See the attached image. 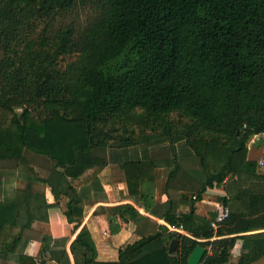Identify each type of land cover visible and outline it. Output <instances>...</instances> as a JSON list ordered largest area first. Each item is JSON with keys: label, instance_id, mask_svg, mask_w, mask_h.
Segmentation results:
<instances>
[{"label": "trees", "instance_id": "1", "mask_svg": "<svg viewBox=\"0 0 264 264\" xmlns=\"http://www.w3.org/2000/svg\"><path fill=\"white\" fill-rule=\"evenodd\" d=\"M255 136H264V0H0V159L51 155L65 187L50 188L57 203L67 199L74 230L82 200L72 181L110 163L121 164L137 204L169 226L191 222L208 190H220L217 202L229 210L215 231L209 222L198 233L187 228L190 237L151 224L108 264H187L196 246L205 249L200 264H234L238 239L247 253L237 264L264 260V235L240 236L264 229V172L247 158ZM35 139L51 154L34 150ZM160 165L166 192L194 194L186 214L170 198L156 203ZM99 210L110 234L145 220L128 204ZM69 250L73 264H105L86 227ZM52 257L70 264L65 250Z\"/></svg>", "mask_w": 264, "mask_h": 264}, {"label": "crops", "instance_id": "2", "mask_svg": "<svg viewBox=\"0 0 264 264\" xmlns=\"http://www.w3.org/2000/svg\"><path fill=\"white\" fill-rule=\"evenodd\" d=\"M34 143L35 147H32L34 150L51 154V150L47 149L41 140L35 139ZM140 148L139 153L144 147L141 145ZM247 148L249 161L258 163L264 160V136L252 138ZM23 158L22 161L17 162L0 159V210L9 206L5 214L7 218L5 226L0 230V264H31L29 260L37 264L40 256L44 257V264H56L52 255L55 256L63 250L68 256L69 263L73 264L69 246L82 227H86L94 242L96 261L105 264L116 263L120 250L154 230L151 224L170 227L164 220L145 212L137 204L138 198L127 191L121 164L110 163L102 169H88L72 181L76 194L82 200L79 206L82 221L78 229L74 230L73 225L64 215L67 199L62 197L57 203L50 188L55 187L57 191L65 187L64 180L54 172L55 162L51 159V155H41L33 150H26ZM177 161L192 177L203 180L197 166L190 163L191 161L185 156L177 155ZM258 171L264 172L259 168ZM248 178L249 176L244 175L239 185L247 187ZM166 179L167 169L160 165L155 173L156 203L164 208L170 198L174 203L175 213L186 214L190 201L195 199L194 194L184 190L166 192L164 188ZM220 193V190L205 192L201 200L194 205L192 221L182 227L178 233L190 237L187 228L198 233L202 227H206L220 212L221 205L217 202ZM126 204L134 207L145 217V220L140 222L139 226L136 222L129 221L122 225L117 233L110 234L106 213H101L99 209ZM115 223L121 224L120 220ZM256 235H264V229L240 234L245 238ZM221 238L224 237L214 236L210 241ZM242 244L243 240H236L230 263L237 264L239 258L247 253V250L242 248ZM41 248L43 252L40 251ZM255 264H264V260Z\"/></svg>", "mask_w": 264, "mask_h": 264}, {"label": "built area", "instance_id": "3", "mask_svg": "<svg viewBox=\"0 0 264 264\" xmlns=\"http://www.w3.org/2000/svg\"><path fill=\"white\" fill-rule=\"evenodd\" d=\"M257 166L259 169H262L264 170V160H260L258 163H257ZM220 212L218 213V215L215 216V218H213V220L210 221V228L212 230H216L224 221L225 219L228 217L229 215V210L228 208H222V206L220 207ZM182 229V227H178V228H175L173 226H170L168 227V230L169 231H172V232H179L180 230Z\"/></svg>", "mask_w": 264, "mask_h": 264}, {"label": "water", "instance_id": "4", "mask_svg": "<svg viewBox=\"0 0 264 264\" xmlns=\"http://www.w3.org/2000/svg\"><path fill=\"white\" fill-rule=\"evenodd\" d=\"M177 243L173 241L170 245L169 252H172L176 247ZM205 253V249L201 246H196L190 256L187 259V264H200Z\"/></svg>", "mask_w": 264, "mask_h": 264}, {"label": "rangeland", "instance_id": "5", "mask_svg": "<svg viewBox=\"0 0 264 264\" xmlns=\"http://www.w3.org/2000/svg\"><path fill=\"white\" fill-rule=\"evenodd\" d=\"M259 162V161H258Z\"/></svg>", "mask_w": 264, "mask_h": 264}]
</instances>
